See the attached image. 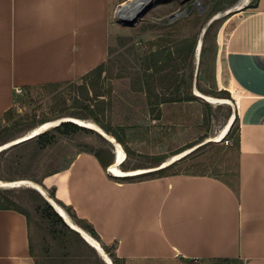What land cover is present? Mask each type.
<instances>
[{
  "label": "crops",
  "instance_id": "crops-1",
  "mask_svg": "<svg viewBox=\"0 0 264 264\" xmlns=\"http://www.w3.org/2000/svg\"><path fill=\"white\" fill-rule=\"evenodd\" d=\"M117 5L0 0V116L16 88L74 81L106 62ZM230 10L214 45L217 83L236 102L235 184L197 173L123 180L87 151L43 179L124 264H264V0ZM0 264H34L27 217L13 209H0Z\"/></svg>",
  "mask_w": 264,
  "mask_h": 264
},
{
  "label": "rangeland",
  "instance_id": "rangeland-1",
  "mask_svg": "<svg viewBox=\"0 0 264 264\" xmlns=\"http://www.w3.org/2000/svg\"><path fill=\"white\" fill-rule=\"evenodd\" d=\"M239 1L153 0L132 25H127L118 15L130 0H119L109 18V24L115 30L108 36V58L102 82L109 91L104 96V110L95 105L92 113L122 139L125 167H155L160 164L159 157L165 156L164 160H167L175 152L194 144L195 148L186 154L184 160L177 161L170 172L207 174L236 183L237 120L232 123V131L220 141L209 138L224 127L232 114L234 120L236 117L233 94L220 88V81L217 83L214 36L224 13ZM247 2L244 1L243 5ZM183 10L180 15L172 17ZM216 14L218 17L203 36V54L198 55L195 47L200 32ZM157 39H161V47L169 42L171 47L183 51L176 76L178 95L188 100L164 103L149 110L137 80L138 76L143 78L144 68L153 65L149 55L150 51L157 49L151 46V42ZM148 61L150 64L146 66ZM76 93L75 88L65 84L56 87L38 85L17 93L11 106L16 110L13 119L23 118L22 122L11 127L12 119H0V182L28 179L40 182L38 184L45 189L44 177L65 168L81 151L98 150L105 159L113 161V145L89 128L88 131L69 134L56 133L53 141L45 147L38 146L34 140L13 146L16 138L27 136L41 122L73 116V113H87L72 105ZM198 93L230 101L210 103ZM51 189H45L47 194ZM0 190L8 194L27 216L34 263L105 264L79 234L70 232L45 215V199L29 184L0 186ZM180 264L240 263L209 259L186 260Z\"/></svg>",
  "mask_w": 264,
  "mask_h": 264
},
{
  "label": "trees",
  "instance_id": "trees-1",
  "mask_svg": "<svg viewBox=\"0 0 264 264\" xmlns=\"http://www.w3.org/2000/svg\"><path fill=\"white\" fill-rule=\"evenodd\" d=\"M180 19L181 17L177 18V20H180ZM213 22L214 21L210 23L207 29L212 25ZM207 29H206L205 34L208 31ZM160 43H161V39H157L156 41L151 42V46L157 47V49L150 51V55H149L150 57L149 59H151V63L153 65L150 68L149 67L144 68V71L142 73L143 78H140V76H138V80H137L138 84L140 85L139 90H141L144 93L143 95L145 97L146 104L149 107L148 108L149 110H154L155 107L160 106L161 104H164V103H172V102L188 100V98L181 97L178 95L179 85L177 84V76H176L178 72V67H179L177 63H178V60H180L183 51H181V49L176 46L171 47L169 45V42L166 45H162V47ZM200 53L201 55L203 54L202 48H201ZM148 64H150V61L146 62V66H149ZM104 70H105V62L100 63L99 65H97L96 67H94L93 69L85 73L84 75L80 76L77 80L46 83V84H42L39 86L56 87V86L65 84V85L75 88L77 93L72 98V101H73L72 105H75L77 108H79L80 110H84L87 113H73L71 114L73 115L72 117H77V118H82V119H91L96 124H98L106 133L112 135L119 143L123 145L124 143L122 139L118 136L115 130L111 127L104 125L102 122H100L97 115L92 113V110H93L92 107L95 105H97L102 110H104L103 107L105 105V99H106L104 96L109 91V89L108 88L106 89L102 84L105 78V76L103 75ZM78 81H80V83H78ZM29 88L30 87H27L26 89H29ZM15 113H16V110L10 107L6 111L3 112V114L0 116V119L3 120L4 118L7 121L12 119V123L9 126L11 127L17 126L18 124L22 122L23 118L13 119L15 117L14 116ZM236 120H237V116L235 117L234 122ZM233 124L230 127L229 132L232 131ZM87 129L88 128L79 126L76 123L66 121V122L60 123L57 126L47 129L46 131L34 136L31 139L20 142L13 146L26 144L27 142L34 140L38 146L45 147L53 141L56 133L69 134V133H73V132L80 131V130L86 131ZM193 145L194 144H190L187 147L175 152L174 154L179 153L182 150L189 148ZM89 153L93 154L97 158L101 166L104 168H106L109 164L112 163V160L105 159L102 156L101 151L97 150V151L89 152ZM187 155H184L183 157L179 158L178 160L170 163L169 165L165 167H162V168H159L153 171H149L146 173H142V174L124 176V177H121L120 179L132 180V179H138V178L162 177V176H166L170 174H177V173H187V172H175V171L170 172V169L176 163L184 160ZM164 158L165 156L159 157L160 159L159 163L164 161ZM125 161L120 166L128 170V168L124 166ZM53 172H56V171H53ZM48 195L51 198H53L57 203H59L65 209V211L68 212V215L71 217V219H73V221L76 224H78L82 229H84L86 232H88L91 236H93L100 242L99 236L94 230L93 226L87 221H85L84 219L78 218L71 207L66 206L64 203L58 200L54 196L53 189L48 190ZM44 203H45L44 213L46 216L50 217L53 221L61 224L70 232L75 233L76 235L78 234L75 231H73L63 221L61 216H59V214L52 208V206L47 201ZM0 209H13V210L23 213L26 216V214L17 207L16 202L8 194L2 192L1 190H0ZM100 244L102 245V248L105 251V253H107L110 259L112 260L113 264H124V260L116 256L115 252L111 249L112 247H109L102 242H100ZM30 254H31V249H30ZM223 261L229 262L228 259H223ZM34 264H37V263H34Z\"/></svg>",
  "mask_w": 264,
  "mask_h": 264
},
{
  "label": "bare ground",
  "instance_id": "bare-ground-1",
  "mask_svg": "<svg viewBox=\"0 0 264 264\" xmlns=\"http://www.w3.org/2000/svg\"><path fill=\"white\" fill-rule=\"evenodd\" d=\"M152 1L153 0H132V1L130 0V2H128V4L125 5L124 8H122V10H120L121 12L118 15L120 17V20L134 23L137 20V18L140 17L141 14L143 13V11H144L143 8L148 6ZM244 1H246V0H240L238 3L235 4V7L242 6ZM231 8H228L227 12ZM217 17H218V14H216L213 19H216ZM201 48H202V44L200 45V41L198 39V45H197V49H196L197 54H198V52L201 51ZM199 95L203 96L204 99L210 103H214V102L228 103L230 101L227 98H219V97L206 95V94H199ZM62 119L71 120L79 126L89 128L91 130H95V131L99 132V134L107 137V139H109L112 142L113 152H114V160L111 164H109L107 166V170L115 176H132V175H137V174H141V173H146V172L152 171V170L157 169V168L159 169L161 167H165L171 161L177 160V159L181 158L182 156L186 155L187 153H189L190 151H192L196 146V145L191 146L189 148L182 150L181 152H179L177 154H174L169 159L162 161L158 166H155V167L135 168V169H130V170H123L120 168V165L125 159V151H124V148L122 147L121 143H119L112 135L106 133L94 121H92L90 119H82V118H77V117H72V116H65V117H61V119L57 118L55 120L42 122L38 125V127L33 128L27 134V136H25L26 138L24 136L18 137V138H16V140L13 141V143L21 141L23 139H27L28 137L36 136L39 133H42V132L46 131L47 129H49V127H51V126L54 127ZM233 121H234V115L232 114V116L228 119V121L226 122L224 127L215 136H213L212 138H209V139H211V140L213 139L214 141H220L221 139H223L226 136V134L229 132ZM10 143H12V142H7V144H10ZM1 147H2V145H0V148ZM22 183L29 184L30 187L39 191V193L41 195L48 197L47 199L55 207V209L58 211V213H60L63 216L65 221L67 223H69L70 225H72V227H77L78 229H80L82 235L84 236V240L88 243V245H90L93 249H95V251L101 257L104 258V260L106 261L105 264H113L110 257L103 250L102 245L99 243V241L96 238H94L93 236H91L84 229H82L78 224H76L70 218V216L68 215V212L65 211V209L59 203H57L53 198H51L47 194L46 190L40 184L33 182L31 180H28V179H19V180H15V181H7V182L1 181L0 186H11L12 187V186H18Z\"/></svg>",
  "mask_w": 264,
  "mask_h": 264
},
{
  "label": "water",
  "instance_id": "water-1",
  "mask_svg": "<svg viewBox=\"0 0 264 264\" xmlns=\"http://www.w3.org/2000/svg\"><path fill=\"white\" fill-rule=\"evenodd\" d=\"M146 9L147 8H145L144 9V11H143V13L146 11ZM182 12H184V10L183 11H181V12H179V13H176V14H174L172 17L173 18H175L176 16H178V15H180ZM142 13V14H143ZM141 14V15H142ZM214 19L213 18H211V19H209L208 20V22L205 24V26L202 28V30H201V32H200V35H199V41H200V45L202 44V41H203V36H204V34H205V32H206V29H207V27L210 25V23L213 21ZM120 21V20H119ZM122 22H124V23H126L127 25H132L133 24V22H125V21H122ZM197 45H198V42H197V44H196V47H195V50L197 49ZM199 53L200 52H198V55H199ZM199 58V57H198ZM64 117V116H63ZM61 119V118H60ZM66 121H69V122H73V121H71V120H64V119H62V120H60L59 121V123L58 124H56L55 126H57V125H59L60 123H62V122H66ZM73 123H75V122H73ZM40 134V133H39ZM107 141H109L111 144H112V142L109 140V139H107V137H105L104 135H102ZM34 136H32V137H28L27 139H23V140H21V141H18V142H14V143H12V144H17V143H20V142H23V141H26V140H28V139H31V138H33ZM183 157V156H182ZM114 160V159H113ZM162 168V167H161ZM158 169V168H157ZM154 170H156V169H154ZM153 171V170H152ZM36 190V189H35ZM39 192V191H38ZM43 196V198L52 206V208L58 213V211L55 209V207L50 203V201L47 199L48 197H45L44 195H42ZM59 214V216H61V218L63 219V221L73 230V231H75L76 233H78L80 236H81V238L84 240V236L82 235V233H81V231H80V229H78L77 227H72V225H70L69 223H67L66 221H65V219L63 218V216L60 214V213H58ZM99 255V254H98ZM100 256V255H99ZM101 257V256H100ZM101 259L103 260V262L105 263L106 261L104 260V258L103 257H101Z\"/></svg>",
  "mask_w": 264,
  "mask_h": 264
},
{
  "label": "built area",
  "instance_id": "built-area-1",
  "mask_svg": "<svg viewBox=\"0 0 264 264\" xmlns=\"http://www.w3.org/2000/svg\"><path fill=\"white\" fill-rule=\"evenodd\" d=\"M115 17H116V15H115ZM117 20L119 21V19H117ZM21 91H22L21 88H16V89H15V92H16V93H21Z\"/></svg>",
  "mask_w": 264,
  "mask_h": 264
}]
</instances>
